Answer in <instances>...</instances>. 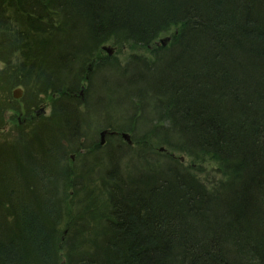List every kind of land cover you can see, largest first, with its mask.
Returning <instances> with one entry per match:
<instances>
[{"label":"trees","instance_id":"1","mask_svg":"<svg viewBox=\"0 0 264 264\" xmlns=\"http://www.w3.org/2000/svg\"><path fill=\"white\" fill-rule=\"evenodd\" d=\"M161 35L171 41L142 58L148 75L138 83L145 88L133 94L150 96V113L138 105L143 114L133 112L129 123L141 118L143 135L154 132L196 163L214 161L222 178L207 186L170 153L147 166L138 160L124 175L110 153L101 180L107 231L76 263L264 264V0H0V76L21 53L43 76L45 93H63L53 103L62 128L47 132L45 148L54 147L56 133L74 143L84 58L104 41L149 47ZM11 73L14 85L26 86L28 69ZM35 155L50 167L49 157ZM44 186L39 204L13 187L14 223L0 220V264H22L25 240L35 255L50 258L46 220L59 213ZM11 227L21 230L23 247ZM8 255L18 259L7 263Z\"/></svg>","mask_w":264,"mask_h":264},{"label":"rangeland","instance_id":"2","mask_svg":"<svg viewBox=\"0 0 264 264\" xmlns=\"http://www.w3.org/2000/svg\"><path fill=\"white\" fill-rule=\"evenodd\" d=\"M11 25L6 23V27L12 29ZM15 26L20 27L19 24ZM26 34L31 35L30 32ZM163 38L166 39L164 46L170 43L171 35H161L149 47L104 41L89 52L91 55L87 53L89 61L83 62L85 57L83 63L76 64L83 70L78 74L81 79L77 93L81 97L78 104L81 117L78 120L80 135L74 142L77 145L56 133L54 147L48 146V149L45 148L48 137L57 127L62 128L56 125L59 112L54 111L53 103L63 93H45L39 85L43 76L38 74L36 67L25 64L21 53L12 55L7 77L0 76V220L9 225L14 223L10 214L9 200L12 199L8 198L13 187L25 200L38 203L37 191L41 186L45 187L44 184L48 185L57 198L56 213H59V220H46L53 233L50 258H44L42 251L35 255L26 240V245L22 243L21 230L14 231L11 227L12 236H18L19 243L22 247L24 245L25 252L19 258L22 264H77L85 252L92 251L96 242H102V231H107L104 216L109 215L104 205L105 190L101 180L110 166V153L117 157L118 172L124 175L134 172L131 171L133 163L137 165L138 160L147 166L146 162H155L158 155L165 157L170 153L197 173L207 186L212 187L214 181L222 178L214 161L196 163L186 154L159 141L154 132L143 135L148 126L141 118L133 125L129 123L130 114L138 105H144L146 112L150 113V96L136 97L133 94L145 88L138 81L148 75L140 68V61L149 59L153 47L161 45ZM100 59L109 60L98 64ZM4 66L0 63V72ZM22 67L28 69L27 84L14 85L16 80L11 70L20 71ZM139 111L135 112L138 117L143 114ZM154 151L156 153H152ZM37 152L49 157L47 164L50 167H45L42 160L40 162L35 155ZM47 168L50 175H46ZM30 171L34 172V177ZM7 257V263L13 258L18 259ZM45 260L47 262H43Z\"/></svg>","mask_w":264,"mask_h":264},{"label":"water","instance_id":"3","mask_svg":"<svg viewBox=\"0 0 264 264\" xmlns=\"http://www.w3.org/2000/svg\"><path fill=\"white\" fill-rule=\"evenodd\" d=\"M165 40H166L165 38L161 39L163 45L166 43Z\"/></svg>","mask_w":264,"mask_h":264}]
</instances>
